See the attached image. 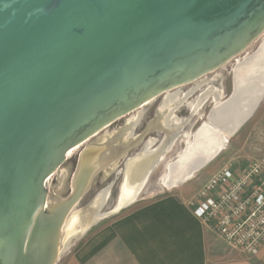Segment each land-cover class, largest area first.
I'll list each match as a JSON object with an SVG mask.
<instances>
[{"label": "water", "instance_id": "water-1", "mask_svg": "<svg viewBox=\"0 0 264 264\" xmlns=\"http://www.w3.org/2000/svg\"><path fill=\"white\" fill-rule=\"evenodd\" d=\"M263 33L264 0H0V264H55L64 252L65 220L101 168L87 146L70 196L53 199L70 150Z\"/></svg>", "mask_w": 264, "mask_h": 264}, {"label": "rangeland", "instance_id": "rangeland-1", "mask_svg": "<svg viewBox=\"0 0 264 264\" xmlns=\"http://www.w3.org/2000/svg\"><path fill=\"white\" fill-rule=\"evenodd\" d=\"M263 39L264 33L258 39H256L249 46V48H247V51L245 53H254L258 49L259 44ZM244 55H240L235 59H239ZM235 59L230 60L222 67L200 77L202 79L208 78L209 86L207 87H214L215 89L222 90V96L224 100L227 99V97L233 90L232 69L236 61ZM198 79L192 82L196 83ZM192 82H190V84ZM201 93L202 91L196 93V95H193L189 101L192 102ZM161 97L162 96L159 95L153 101H149L150 104L146 106V112L144 113L140 121L136 124L133 132L130 133V135L128 134L119 138L117 146H121V150H119L116 155H114L110 160L107 161L108 164L105 163L103 166L101 165V168L95 171L92 177L89 178L87 189L85 190V193L83 194L80 202L75 206V208H73V210L76 211L74 219L80 218L81 216L85 219V230L90 224H93V226H91V228L85 234L84 232L80 233L83 235L76 234L78 235L76 237H74V235V238L72 237L73 239L71 238V241L69 240L65 245L63 249L64 252L62 251L63 253L60 255L55 264H65V261L71 255L79 251L84 246L86 240L91 237V233L101 223L113 217H116L124 210L123 209L119 213L112 214L108 217L105 216L103 218L96 219L98 215L112 210L116 205L119 186L123 177V172L121 171V169L123 167L125 159L133 155L134 153L141 151L145 147L149 139H153L155 143H158L166 134H168V130L164 126L162 116L157 110L160 104L159 100L161 99ZM212 105L213 99L210 98L209 101L204 105L199 115L193 117L187 122H184L182 126L183 131H178L181 132L179 140L175 142L173 147L168 151L166 157L159 164V166L154 169L143 191L136 198L138 201L150 200L169 192H180L183 189L186 191V193L189 192L191 195L195 196L200 185L204 181H207L211 177V175L219 170L222 166L228 165L236 174L242 171L255 159H264L263 98L253 116L246 123H244L234 135L229 138V141L226 143L224 149L215 159H213L206 166L200 169L191 179L187 180L184 183H179L177 187L169 189V187L164 184L165 176L168 172L171 162L178 157L182 150H184L186 143L192 139L193 133L195 132L197 127L202 122L207 120L206 116L208 115ZM140 108L138 109L140 110ZM138 109L118 119L109 127L97 133L93 138L89 139L83 145L76 148L73 153L67 157V160L64 162V164L51 177L48 186L49 196L53 199L57 197L70 196L75 165L76 163H78L82 150H84L87 146L97 148L95 158H92L91 160L92 167H96V164H99L101 162L100 158L102 157V153L105 150L104 148H106L103 142H109V140L112 138V134H115L122 127H124L126 120L136 114L139 111ZM177 114L179 118L191 117L192 115L188 111L187 107L181 108ZM114 162L116 163V165L113 167ZM109 187L110 198L108 201L102 204V193ZM94 223L97 224L94 225ZM63 237L64 233L63 231H61L58 244L60 239H62ZM217 247L224 257L233 258L244 256L243 254L236 253L235 251L230 249L220 239L217 243ZM255 263L260 264L259 262Z\"/></svg>", "mask_w": 264, "mask_h": 264}, {"label": "crops", "instance_id": "crops-1", "mask_svg": "<svg viewBox=\"0 0 264 264\" xmlns=\"http://www.w3.org/2000/svg\"><path fill=\"white\" fill-rule=\"evenodd\" d=\"M193 197L183 189L136 199L101 223L65 264H264V243L252 256L224 257L200 205H190Z\"/></svg>", "mask_w": 264, "mask_h": 264}, {"label": "bare ground", "instance_id": "bare-ground-1", "mask_svg": "<svg viewBox=\"0 0 264 264\" xmlns=\"http://www.w3.org/2000/svg\"><path fill=\"white\" fill-rule=\"evenodd\" d=\"M235 60L232 69L233 90L231 94L224 100L222 90L212 87L214 88L215 98L206 117L207 120L197 128L193 133L192 139L187 142L184 150H182L178 157L171 162L164 180V184L167 187H175L178 186L179 183H184L191 179L199 171L197 168H199V164H201L204 159L218 152L220 154L229 141V138L232 136L234 126L250 109V106L254 103L257 96L264 90V39L260 42L258 49L254 53L246 54ZM206 83H208V78L197 81L190 90H185L180 87L185 84L172 88L168 90L170 92L166 91L168 92L166 95L167 101H176V103L186 102L191 93L201 88ZM173 114L172 112L169 116V124H171L173 120ZM106 148L104 149L106 150ZM105 150L100 158V165L102 166L108 161L103 156L106 152ZM164 150V148L157 150L144 148L124 161L126 162V166L122 171L124 172V177H122L121 181L122 189L120 193L118 192L116 205L112 210L98 215L96 219L112 215L111 213L113 212V214L118 213L135 201L137 195L142 191L145 185L149 171L152 169L153 172L155 166L164 154ZM73 151L74 150H70L69 155H71ZM113 165H115V163H113ZM109 193L110 188L105 190L102 204L108 200ZM75 212V210H72L65 220L63 226L64 238L61 240V251H63L67 242L74 235L83 233L85 230L82 225L85 219L82 216L74 219V215H76Z\"/></svg>", "mask_w": 264, "mask_h": 264}, {"label": "built area", "instance_id": "built-area-1", "mask_svg": "<svg viewBox=\"0 0 264 264\" xmlns=\"http://www.w3.org/2000/svg\"><path fill=\"white\" fill-rule=\"evenodd\" d=\"M190 205H200L202 222L230 249L254 255L264 243V159H255L236 174L222 166Z\"/></svg>", "mask_w": 264, "mask_h": 264}, {"label": "flooded vegetation", "instance_id": "flooded-vegetation-1", "mask_svg": "<svg viewBox=\"0 0 264 264\" xmlns=\"http://www.w3.org/2000/svg\"><path fill=\"white\" fill-rule=\"evenodd\" d=\"M202 78L198 79V80H201ZM197 80V81H198ZM196 83L192 82L191 84H187V85H183V86H180L182 88H184L185 90H190L192 88V86H194ZM209 83H206L205 85H203L201 88L195 90L193 93H191L189 96H188V99L186 100V102H183V103H180V102H177L176 101H167V98H166V95L168 92L166 93H163L161 97V99L159 100L160 104L158 106V112L159 114L162 116V119H163V123H164V126L165 128L168 130V134H166L163 139H161L158 143H155L153 139H149V143L147 142L146 145H145V149H149V150H157V149H161V148H164L165 152L164 154L162 155V157L160 158L158 164L155 166V169L159 166V164L163 161V159L166 157L169 149H171L173 147V145L175 144V142H177L179 140V136L181 135V132H178L179 130L183 131L182 130V126L184 124V122H187L189 121L190 119H192L193 117L197 116L200 114L201 110L203 109L204 105L209 101L210 98L213 99V103H214V98H215V92H214V88L212 87H207L209 86L208 85ZM212 89V90H211ZM202 93L196 98L194 99L192 102H190L189 100L191 99V97L194 95H196V93H199L201 92ZM156 99V98H155ZM154 100V99H153ZM152 100V101H153ZM206 102V103H205ZM205 103V104H204ZM150 102L146 103L145 105H143L142 108H140V110L134 114L131 118L127 119L126 122H125V125L124 127H122L118 132H116L115 134H112V138L106 142H103L107 148H106V152L103 154V156L105 157L106 160H110L111 157H113L114 155H116V153L121 150V146H117V142L119 141V138L120 137H123L125 135H130V133L133 132L136 124L140 121V119L142 118V116L144 115V113L146 112V106L149 105ZM176 106V107H175ZM175 107V108H174ZM183 107H187L188 108V111L190 112L191 117H186V118H179L178 117V111L183 108ZM142 111V112H141ZM174 113L173 116H172V122L171 124H169V116L171 113ZM207 117V116H206ZM207 119V118H206ZM167 122V123H166ZM203 123V122H202ZM201 123V124H202ZM175 124V125H174ZM200 124V125H201ZM199 125V126H200ZM198 126V127H199ZM197 127V128H198ZM197 130V129H196ZM195 130V131H196ZM187 145V143H186ZM185 145V146H186ZM155 146V147H154ZM159 146V147H158ZM143 148V149H144ZM139 152V151H138ZM137 153V152H136ZM136 153H134L133 155L131 156H134ZM129 156V157H131ZM127 157V158H129ZM126 158V159H127ZM125 159V160H126ZM115 163V162H114ZM77 165V163H76ZM75 165V167H76ZM116 165V163H115ZM113 165V166H115ZM154 171V170H153ZM152 174V173H151ZM150 174V175H151ZM150 177V176H149ZM149 177L147 178V180L145 181V185L144 187L146 186V182H148L149 180ZM143 187V189H144ZM110 188V187H109ZM142 189V191H143ZM141 191V192H142ZM105 192V191H104ZM104 192L102 193L103 195V198H104ZM140 192V193H141ZM140 193L137 195V197L140 195ZM110 198V193L108 195V200ZM118 199V198H117ZM107 200V201H108ZM136 200V199H135ZM117 202V201H116ZM83 227H84V222H83Z\"/></svg>", "mask_w": 264, "mask_h": 264}]
</instances>
